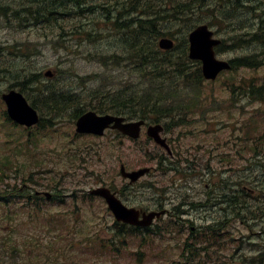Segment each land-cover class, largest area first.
I'll return each mask as SVG.
<instances>
[{
    "label": "rangeland",
    "instance_id": "1",
    "mask_svg": "<svg viewBox=\"0 0 264 264\" xmlns=\"http://www.w3.org/2000/svg\"><path fill=\"white\" fill-rule=\"evenodd\" d=\"M23 1L0 0V11L9 8L11 13L22 8ZM257 5L264 7L263 0ZM200 14L202 17L198 22L208 23L219 37L229 44L232 42L225 22H220L209 11ZM244 16L248 17L246 22L257 21L251 19L252 13ZM97 19L92 14L73 20L64 18L59 22L64 24L62 27L59 23L54 27L33 25V21L23 19L9 23L0 16V69L10 70L0 72V95L11 83L31 73H39L43 83H53L58 77L62 85L81 95L93 88H119L123 81L137 84L140 77L134 67L128 65V59L119 66L101 63L99 59L105 53L116 51L121 43L118 37L130 30L113 29L110 22ZM102 25L103 37L90 38L91 29L95 27L98 31ZM78 26L84 30L81 34L74 30ZM184 27V23H172L165 31L172 32L168 37L179 45L185 37ZM255 28H259L256 22ZM233 30L234 35L239 29ZM19 45L21 49L17 50ZM245 49L226 47L218 52V56L233 59ZM249 49L254 51L253 47ZM180 50L178 47L173 55L179 54ZM49 70L52 76L47 75ZM254 77L264 81V66L221 73L217 79L203 85L204 93L191 95L196 97L200 93L204 97L207 92L213 97L205 103L207 107L203 112L192 113L189 122L166 130L174 141L175 146L172 145L179 161L175 157L162 164L153 158L159 149L146 133L137 140L123 137L115 130H107L103 136L77 133L73 118L80 103L59 111L41 106L43 124L28 129L7 119L6 105L0 98V158H11L5 184L29 182L31 179L23 178L27 173L34 180L43 177L42 184L31 185L32 192L50 189V182H59L56 186L59 197L52 201L42 200V204L36 205L30 199L29 202L24 198L13 200L11 191L5 190L4 185L0 187V195L7 196L0 200V264H252L259 252L257 249L264 248V234L258 233L264 230V217L256 206H264V189L260 188L261 182L264 183V154L256 153L252 135L247 143L244 137L256 132L263 134L264 103L244 98L241 93L233 97L231 90L233 83L249 82ZM27 92L30 98H41L37 90L28 89ZM84 101L86 99L82 103ZM251 117L250 126H243L251 121ZM187 157L200 163H195L194 173L189 172L188 159L184 160ZM122 163L129 169L147 165L155 166V169L136 185L126 186L128 181L120 175ZM214 170L217 173H213ZM20 174L24 175L21 177ZM11 176L15 178L11 179ZM236 180L254 181L250 186L256 194L242 193L241 198L249 203V209L238 205L235 208L238 219L232 218L222 225L230 214L234 215L231 205L238 204L223 199L224 195L233 194L232 182L235 188L240 186ZM105 183L121 189L122 198L129 205L152 209L164 199L165 205L173 209L188 195L187 198L196 204L210 200L212 209L217 212L210 217H201L197 212L191 217L194 222L190 224L182 221L190 217L188 214L184 215L183 211V215H179L174 211V218L180 222L172 225L170 232L128 239L118 243L121 246L119 252L113 253L107 249L110 247L107 241L112 235L115 219L111 212L109 214L103 198L88 194L90 189ZM190 184L193 187L189 189ZM219 201H223L219 203L222 209L218 208ZM182 207L187 208V205ZM257 211L260 216L253 221L251 215ZM204 227L216 228L215 233L219 236L208 241L204 239L206 242L202 237L197 241L190 237L192 228L199 232ZM211 239L219 240L218 246L210 242ZM139 240L143 246H139ZM186 241L199 246L190 259L187 258L190 250L184 249Z\"/></svg>",
    "mask_w": 264,
    "mask_h": 264
},
{
    "label": "trees",
    "instance_id": "2",
    "mask_svg": "<svg viewBox=\"0 0 264 264\" xmlns=\"http://www.w3.org/2000/svg\"><path fill=\"white\" fill-rule=\"evenodd\" d=\"M257 4V0H24L22 8L12 10L11 13L10 9L6 8L0 13H4L8 20L23 19L33 21V25L47 24L54 27H58L60 19L73 20L78 16L85 18L92 14L99 18L97 21L110 22L117 27L130 30L118 37L117 40L121 43L116 51L103 54L99 59L117 66L128 59V65L134 67L140 80L137 84L134 82L128 84L123 81L119 88L114 86H108L106 89L93 88L87 94L81 95L62 85L60 78H56L57 81L53 83H43L39 73H31L24 74L22 80H20L22 77L19 78L15 83H11L10 87L20 88L28 96V89L37 90L41 98L36 96L32 98V102L39 110L41 106H46L52 111H59L80 103L81 106L75 112L74 118L89 107L99 112L109 111L131 118H146L152 122H162L167 128L182 125L189 122L191 113L196 107L203 105L205 99L191 98L188 95L189 89L201 91L205 81L199 63L191 61L187 55L186 36L202 17L200 12L209 11L220 22L229 25L227 28L230 29L228 33L232 42L227 44L224 41L220 49L228 47L235 50L236 47H246L244 53L232 59L233 69L239 67L259 69L264 66V13L261 14L264 7ZM250 12L256 13L259 28L255 32L249 29V26H255V23L251 21L241 30V23L245 21L244 15ZM172 23L185 24V37L178 46L182 49L175 56L173 50L164 51L158 47L159 37L164 34L172 35V32L165 31V28ZM63 25L59 23V27ZM103 29V25L98 31L93 27L89 37L97 39L99 35L103 36L101 32ZM233 29L239 30L233 35ZM74 30L78 34L84 31L79 26ZM255 43L261 45H254ZM253 45L254 51H251L249 47ZM16 47L17 50L21 49L20 45ZM4 70L10 72L9 68L0 69V72ZM236 93L250 95L253 99L264 102V81H258L254 77L249 82L243 80L238 85L233 83L231 95L234 97ZM83 99H86L85 103H82ZM4 113L8 118L6 110ZM41 123H43V117ZM259 133L252 134L256 142L254 149L256 153L264 154V132L262 135ZM250 137V135L246 136L247 139ZM10 169V156L0 158V187L4 185L3 188L11 191V197H14L22 190L18 189L17 182L11 185L5 184L9 178L7 174ZM242 193L239 190V199L230 193L224 195L223 199L233 204L238 203L243 209H249V203L241 198ZM1 197L7 196L1 195ZM231 206L235 207V205ZM177 208L180 209V207ZM180 212L179 210V214ZM257 215L254 212L251 216L253 218ZM154 231L161 234L165 231L170 232L171 228L166 224ZM188 238L190 239L189 236ZM194 238L195 241L199 239L198 236ZM184 249L190 250V255L187 256L190 259L195 256L194 251L199 250V246L197 244L192 246L186 241ZM253 259L252 264H264V248Z\"/></svg>",
    "mask_w": 264,
    "mask_h": 264
},
{
    "label": "water",
    "instance_id": "3",
    "mask_svg": "<svg viewBox=\"0 0 264 264\" xmlns=\"http://www.w3.org/2000/svg\"><path fill=\"white\" fill-rule=\"evenodd\" d=\"M191 42L190 55L191 57L200 58L203 61V73L207 79H215L223 69L230 68V63L226 60L218 59L215 55L214 46L220 43L219 39L213 38V31L207 25H201L191 32L189 36ZM173 40L163 38L160 40V45L163 48H171ZM3 99L8 105V113L12 119L20 124L31 126L39 121V115L36 108H34L27 100L21 91L15 89L3 94ZM124 117L113 116L110 114L99 115L95 111L84 113L77 121V130L79 132H91L96 134H104L106 127L114 122L113 127L122 130L124 133L137 138L140 135L141 125L144 120L132 121L124 123ZM162 126L151 125L149 127V134L161 145L169 149V145L165 138H162L159 132ZM149 169L141 168L138 170L127 171L122 165L121 172L123 176L130 177L132 181H136L144 175ZM93 193L104 196L109 203L110 208L115 213L117 219L124 220L130 223H144L148 224L153 219L154 214L146 216V220L138 221L139 212L134 208L126 207L110 189L106 187H99L92 191Z\"/></svg>",
    "mask_w": 264,
    "mask_h": 264
},
{
    "label": "flooded vegetation",
    "instance_id": "4",
    "mask_svg": "<svg viewBox=\"0 0 264 264\" xmlns=\"http://www.w3.org/2000/svg\"><path fill=\"white\" fill-rule=\"evenodd\" d=\"M122 142V141H121ZM237 181V185H238V183H239V180H236ZM245 188H248L249 189V187H245ZM235 190H238V186L235 188ZM212 206L213 205H211V206H207V205H201V206H197V207H194L193 205H189L188 206V209L186 210V212L188 213V215L190 216V218H188L190 221H194V219L193 218H191L193 215H195L197 212L199 213V215L201 216V217H203V216H205V217H210V216H213V214L215 213V212H217V211H214L213 209H212ZM218 208H221L222 209V207H221V205L220 204H218ZM157 209V210H156ZM154 208V210H156V212H158V213H162V214H164L165 213V215L164 216H166V215H169L170 213H171V211H172V209H169V208H160V207H157V208ZM140 210H141V213L143 212V211H150V209H147L146 210V208H143V207H140ZM195 212V213H194ZM200 217V218H201Z\"/></svg>",
    "mask_w": 264,
    "mask_h": 264
},
{
    "label": "bare ground",
    "instance_id": "5",
    "mask_svg": "<svg viewBox=\"0 0 264 264\" xmlns=\"http://www.w3.org/2000/svg\"><path fill=\"white\" fill-rule=\"evenodd\" d=\"M118 52V51H117ZM119 53V52H118Z\"/></svg>",
    "mask_w": 264,
    "mask_h": 264
}]
</instances>
